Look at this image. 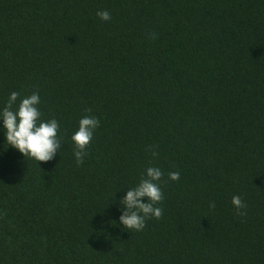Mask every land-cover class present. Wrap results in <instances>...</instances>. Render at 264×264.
<instances>
[{"label":"trees","instance_id":"1","mask_svg":"<svg viewBox=\"0 0 264 264\" xmlns=\"http://www.w3.org/2000/svg\"><path fill=\"white\" fill-rule=\"evenodd\" d=\"M13 91L62 145L38 168L0 133V264H264V0H0V108ZM148 167L162 215L135 232Z\"/></svg>","mask_w":264,"mask_h":264},{"label":"clouds","instance_id":"2","mask_svg":"<svg viewBox=\"0 0 264 264\" xmlns=\"http://www.w3.org/2000/svg\"><path fill=\"white\" fill-rule=\"evenodd\" d=\"M97 16L104 22L111 19L110 13L106 10L98 11ZM39 104L38 92L21 97L20 93L13 91L0 108V133L3 134L4 141L24 160L27 158L34 161L38 168L37 162L53 160L62 145V138L58 135L60 128L58 121L54 118L44 120ZM99 123V120L91 115H85L78 121L77 129L71 136L74 145L73 155L78 165L83 163L85 149ZM152 155L155 157L157 153L153 152ZM162 176L163 173L158 167H148L145 178L124 191L120 202L123 207L119 216V224L123 228L140 232L145 227L146 219L161 217L162 209L156 205L163 199L159 183ZM179 177V172L168 173L170 181H176ZM232 203L238 210H246L247 203L240 194L233 195Z\"/></svg>","mask_w":264,"mask_h":264}]
</instances>
